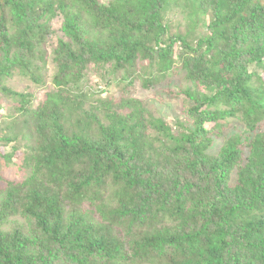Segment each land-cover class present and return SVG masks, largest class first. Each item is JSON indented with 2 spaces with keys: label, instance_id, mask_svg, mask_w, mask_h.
I'll use <instances>...</instances> for the list:
<instances>
[{
  "label": "trees",
  "instance_id": "obj_1",
  "mask_svg": "<svg viewBox=\"0 0 264 264\" xmlns=\"http://www.w3.org/2000/svg\"><path fill=\"white\" fill-rule=\"evenodd\" d=\"M0 93V264H264V0H0Z\"/></svg>",
  "mask_w": 264,
  "mask_h": 264
},
{
  "label": "rangeland",
  "instance_id": "obj_2",
  "mask_svg": "<svg viewBox=\"0 0 264 264\" xmlns=\"http://www.w3.org/2000/svg\"><path fill=\"white\" fill-rule=\"evenodd\" d=\"M181 28L183 30L185 29L184 26H181ZM53 73V68L50 66L48 80H50ZM92 79L96 82L98 81V77L95 74L92 75ZM5 84L8 88L16 91L30 92L32 94V100H34L33 102L35 103H38L44 99L45 93L47 91L45 87H42L41 85H35L28 76L20 72H16L13 77L7 78ZM100 86L101 88H104L105 84L103 83ZM169 86L184 87L185 79L183 73L173 72L172 76L168 80H163L149 89L143 87L140 81H136L135 85L131 89V95L137 96L144 100V102H146L149 108L154 112L155 116L162 117L167 121H172L177 118H181L182 120L187 119L182 111L181 101L168 98L165 89ZM0 102L7 105L11 104L12 100L9 98V96L0 93ZM5 112V109L0 108V114H5ZM216 143L217 144H215L213 147L212 152H216L221 145V141H217ZM5 151L6 150L4 149L3 152ZM0 165L4 175V180H14L23 174V172L20 171L17 163H8L3 157L0 158ZM4 184L5 182L2 183V185Z\"/></svg>",
  "mask_w": 264,
  "mask_h": 264
}]
</instances>
